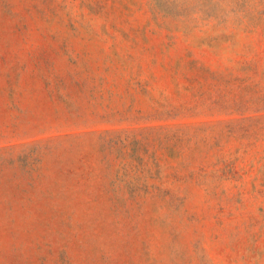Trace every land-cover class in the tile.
Masks as SVG:
<instances>
[{
    "label": "rangeland",
    "instance_id": "1",
    "mask_svg": "<svg viewBox=\"0 0 264 264\" xmlns=\"http://www.w3.org/2000/svg\"><path fill=\"white\" fill-rule=\"evenodd\" d=\"M0 264H264V0H0Z\"/></svg>",
    "mask_w": 264,
    "mask_h": 264
}]
</instances>
